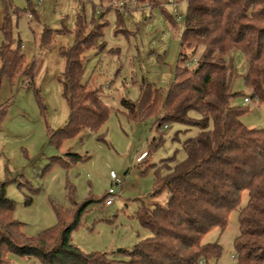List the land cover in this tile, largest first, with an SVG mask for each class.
Wrapping results in <instances>:
<instances>
[{
	"label": "rangeland",
	"instance_id": "1",
	"mask_svg": "<svg viewBox=\"0 0 264 264\" xmlns=\"http://www.w3.org/2000/svg\"><path fill=\"white\" fill-rule=\"evenodd\" d=\"M10 1L19 9L30 3L37 15L17 16ZM159 1L162 5L153 8L130 7L124 26L118 30L116 12L102 0H0V44L10 19L13 47L21 43L28 64L35 65L33 81L22 76L14 83L4 79L0 89V104L7 103L0 127V189L3 187L14 202V217L25 225L26 235L37 236L55 227L56 206L71 210L75 204L93 200L72 235L73 244L83 252H101L126 260L124 251L151 237L137 213L142 207L164 206L169 200L167 191L153 195L152 165L172 157L183 161V143L198 134L195 127L166 123L162 128L163 146L147 162H136L158 136L156 120L131 122L122 100L135 102L145 81L167 92L179 61L188 11L187 0H173L172 4ZM80 15L85 17L86 32L95 34L94 48L83 57L84 83L88 89L98 90L110 117L98 133L84 131L57 148L50 142V135L63 128L70 116L62 76L66 60L60 49L75 44L74 30ZM48 29L54 32L46 43L44 32ZM184 52L189 55L188 65L195 67L203 48L195 54L188 49ZM228 61L235 69L232 88L240 94L232 105L248 109L242 118L246 127L264 130V108L254 99L244 104L245 98H251L244 83L248 67L244 55L235 52ZM192 116L198 115L194 112ZM68 154L82 160L72 163ZM111 172L122 179V185L112 186ZM111 189L115 191L113 205L106 206L103 202ZM248 203L245 191L225 230L213 229L204 238V243L222 247L220 258L208 264H237L233 257L234 241L240 234L238 211ZM12 264L41 262L14 258Z\"/></svg>",
	"mask_w": 264,
	"mask_h": 264
},
{
	"label": "trees",
	"instance_id": "2",
	"mask_svg": "<svg viewBox=\"0 0 264 264\" xmlns=\"http://www.w3.org/2000/svg\"><path fill=\"white\" fill-rule=\"evenodd\" d=\"M111 1L102 0L104 4ZM147 3L151 8L162 5L159 0H136L138 7ZM187 4L181 53L167 92L145 81L135 102L122 100L131 122L156 120L158 136L140 163L147 162L163 146L166 123L198 129L195 137L183 143V161L172 157L152 165L153 195L167 191L169 200L164 206L142 207L137 213L151 237L124 251L126 260L83 252L73 244L72 235L93 200L75 204L71 210L56 206L58 224L30 237L23 233L25 225L15 219L16 206L2 187L0 264H12L14 258L36 259L41 264H208L220 258L222 247L206 244L204 238L213 229L225 230L245 191L249 203L238 211L240 234L234 241L235 260L237 264H264V130L246 127L242 118L248 109L232 105L240 94L232 88L235 69L228 61L235 52L244 55L248 64L245 88L264 108V0H187ZM10 8L17 16L37 15L30 3L19 9L10 1ZM125 14L117 13L118 30ZM11 30L12 21L7 19L0 44V89L4 79L14 83L22 76L33 81L35 74V65L28 64L21 43L13 47ZM51 32L45 30L44 42L51 41ZM74 35L75 44L60 49L66 60L62 76L70 116L63 128L50 135L57 148L84 131L98 133L110 117L98 90H90L84 83L83 57L94 48L95 34L86 32L82 15ZM199 48L203 52L195 67H190L184 51L195 54ZM6 108L7 103L0 104V127ZM194 112L197 117L192 116ZM68 156L72 163L82 160L78 155ZM107 199L108 195L105 205Z\"/></svg>",
	"mask_w": 264,
	"mask_h": 264
},
{
	"label": "built area",
	"instance_id": "3",
	"mask_svg": "<svg viewBox=\"0 0 264 264\" xmlns=\"http://www.w3.org/2000/svg\"><path fill=\"white\" fill-rule=\"evenodd\" d=\"M169 4L173 3V0H168ZM111 10H114L116 13H119L121 15L125 14L130 7L136 5V0H113L110 3L107 4ZM146 6H149V4ZM102 8V7H101ZM179 19V18H178ZM244 104H249L252 102L251 98H245ZM147 156V152L141 153L137 158L136 162H141L145 157ZM110 178L112 180V186H120L122 185V179L118 177L114 172L110 173ZM115 196L114 189H111L108 193V199L106 201V206H112L113 205V197ZM235 259V257H233Z\"/></svg>",
	"mask_w": 264,
	"mask_h": 264
},
{
	"label": "crops",
	"instance_id": "4",
	"mask_svg": "<svg viewBox=\"0 0 264 264\" xmlns=\"http://www.w3.org/2000/svg\"><path fill=\"white\" fill-rule=\"evenodd\" d=\"M128 10H129V9H128ZM116 14H117V13H116ZM117 20H118V17H117ZM116 24H117V22H116ZM118 25H119V24H117V27H118ZM122 26H124V20H123ZM122 26H121V27H122ZM142 153H143V152H142ZM139 155H140V154H139ZM139 155H138V156H139ZM138 163H139V162H138Z\"/></svg>",
	"mask_w": 264,
	"mask_h": 264
}]
</instances>
